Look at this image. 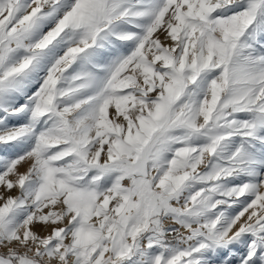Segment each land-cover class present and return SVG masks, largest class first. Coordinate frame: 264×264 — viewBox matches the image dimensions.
Returning <instances> with one entry per match:
<instances>
[{"label": "snow or ice", "instance_id": "6c2138e0", "mask_svg": "<svg viewBox=\"0 0 264 264\" xmlns=\"http://www.w3.org/2000/svg\"><path fill=\"white\" fill-rule=\"evenodd\" d=\"M0 264H264V0H0Z\"/></svg>", "mask_w": 264, "mask_h": 264}]
</instances>
